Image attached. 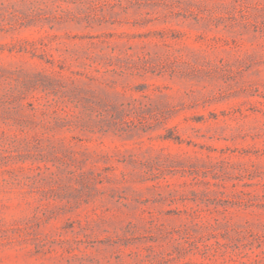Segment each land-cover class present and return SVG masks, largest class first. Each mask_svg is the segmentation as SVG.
Wrapping results in <instances>:
<instances>
[{"label":"rangeland","instance_id":"1","mask_svg":"<svg viewBox=\"0 0 264 264\" xmlns=\"http://www.w3.org/2000/svg\"><path fill=\"white\" fill-rule=\"evenodd\" d=\"M0 264H264V0H0Z\"/></svg>","mask_w":264,"mask_h":264}]
</instances>
